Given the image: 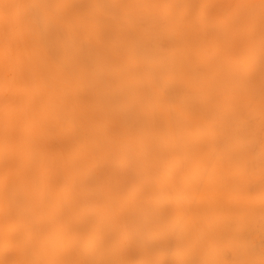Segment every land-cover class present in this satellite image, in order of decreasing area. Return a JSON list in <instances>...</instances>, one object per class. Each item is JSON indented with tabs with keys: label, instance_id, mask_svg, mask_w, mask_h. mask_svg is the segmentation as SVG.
Masks as SVG:
<instances>
[{
	"label": "bare ground",
	"instance_id": "1",
	"mask_svg": "<svg viewBox=\"0 0 264 264\" xmlns=\"http://www.w3.org/2000/svg\"><path fill=\"white\" fill-rule=\"evenodd\" d=\"M0 264H264V0H0Z\"/></svg>",
	"mask_w": 264,
	"mask_h": 264
}]
</instances>
